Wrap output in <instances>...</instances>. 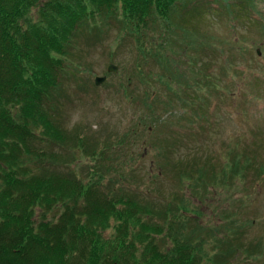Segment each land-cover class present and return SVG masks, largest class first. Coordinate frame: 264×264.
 Here are the masks:
<instances>
[{
	"label": "rangeland",
	"instance_id": "obj_1",
	"mask_svg": "<svg viewBox=\"0 0 264 264\" xmlns=\"http://www.w3.org/2000/svg\"><path fill=\"white\" fill-rule=\"evenodd\" d=\"M219 2L198 1L183 16L189 9L177 5L161 62L155 55L165 35L159 19L143 41L144 55L115 19L83 27L67 52V76L49 101L56 121L78 137L71 147L69 140L52 147L45 139L38 146L49 154L52 147L60 167L73 168L86 182L89 167L105 164L90 154L115 144L107 157L124 153L105 183L124 184L145 204L166 210L165 219L182 214L186 235L196 237L200 227L227 237L231 264H264V179L255 180L264 170V0L253 2L257 17L245 1L230 11ZM109 63L117 70L109 71ZM97 76L105 79L96 84ZM151 91L153 116L142 102ZM237 153L251 166L242 169L243 179L231 173L226 181L225 161L234 164ZM211 245L207 249L221 248Z\"/></svg>",
	"mask_w": 264,
	"mask_h": 264
},
{
	"label": "trees",
	"instance_id": "obj_2",
	"mask_svg": "<svg viewBox=\"0 0 264 264\" xmlns=\"http://www.w3.org/2000/svg\"><path fill=\"white\" fill-rule=\"evenodd\" d=\"M198 1L209 2L0 0V264H231L233 248L227 237L200 227L196 237L186 235L188 219L182 214L165 219L166 210L159 212L145 204L124 184L114 187L115 182H104L111 164L118 165L114 160L124 153L107 157L115 144L90 154L94 161L103 156L105 164L89 167L86 182L73 168L60 167L61 156L52 152L60 141L64 145L69 140L71 147L73 137H78L62 128L49 104L67 76V52L78 32L115 19L120 33L133 35L144 55L149 49L143 41L159 19L165 35L155 55L161 62L169 33L175 29L170 20L177 5L189 9L183 16L196 9ZM221 1L228 11L245 1L251 14H260L254 10L255 0ZM155 96L151 91L142 102L152 109ZM44 139L52 145L50 154L38 146ZM240 156L236 154L234 164L225 161L226 181L231 173L243 179L242 169L251 166L248 158L240 163ZM259 176L256 182L264 179V170ZM49 212L55 215L49 218ZM109 228L112 231L104 235ZM209 244L221 248L207 249ZM255 253L262 254L261 250Z\"/></svg>",
	"mask_w": 264,
	"mask_h": 264
},
{
	"label": "water",
	"instance_id": "obj_3",
	"mask_svg": "<svg viewBox=\"0 0 264 264\" xmlns=\"http://www.w3.org/2000/svg\"><path fill=\"white\" fill-rule=\"evenodd\" d=\"M108 70H109V71H116V70H117V66L114 65L113 63H110V64L108 65ZM104 79H105L104 76H97V77L95 78V83H96V84H99V83H101Z\"/></svg>",
	"mask_w": 264,
	"mask_h": 264
}]
</instances>
